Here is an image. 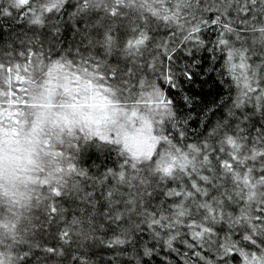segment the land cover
Returning a JSON list of instances; mask_svg holds the SVG:
<instances>
[{
	"label": "snow or ice",
	"instance_id": "1",
	"mask_svg": "<svg viewBox=\"0 0 264 264\" xmlns=\"http://www.w3.org/2000/svg\"><path fill=\"white\" fill-rule=\"evenodd\" d=\"M0 20L28 26L0 44V264H264V0Z\"/></svg>",
	"mask_w": 264,
	"mask_h": 264
},
{
	"label": "trees",
	"instance_id": "2",
	"mask_svg": "<svg viewBox=\"0 0 264 264\" xmlns=\"http://www.w3.org/2000/svg\"><path fill=\"white\" fill-rule=\"evenodd\" d=\"M0 25H2V27H0V44L8 43L14 37L16 32L25 30L28 27L23 21L17 23L16 21H12V20H0ZM65 36L67 40L71 39L70 27L67 28L65 32ZM203 55L205 54L201 51L198 54L197 58ZM179 63L182 66L183 59H181ZM211 83L212 81L209 79L208 82L203 84L201 88H194V91H196L197 93H199L200 91H207ZM93 160L97 164H100L103 161L104 167H111L113 166L114 156L112 158L101 156L99 159H95V157H93ZM84 251H87V249H85ZM108 255L109 253L97 252V255L91 258L89 264H99V257L103 256L105 259H107ZM125 259H127V257H125ZM145 259L149 261V264H164L166 260L170 261V264H176L175 260H173L171 257H166L163 252H158V255L155 258L149 257Z\"/></svg>",
	"mask_w": 264,
	"mask_h": 264
}]
</instances>
